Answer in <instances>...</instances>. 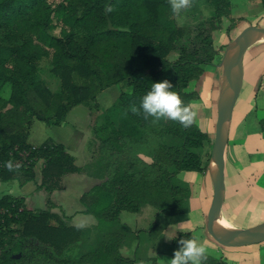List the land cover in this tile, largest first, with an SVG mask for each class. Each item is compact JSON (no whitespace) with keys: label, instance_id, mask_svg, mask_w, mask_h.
Listing matches in <instances>:
<instances>
[{"label":"trees","instance_id":"trees-1","mask_svg":"<svg viewBox=\"0 0 264 264\" xmlns=\"http://www.w3.org/2000/svg\"><path fill=\"white\" fill-rule=\"evenodd\" d=\"M201 5L210 8V16L185 34L170 0H0L1 182H33L34 166L41 160L36 188L47 193L59 189L62 176L83 169L61 143L30 144L32 122L59 126L72 108L103 89L119 85L130 90L96 130L92 166L98 167L99 183L79 199L84 214L96 221L93 230L70 226L65 216L51 212L49 200L48 209H31L22 196L3 195L0 264H134L119 253L137 239L120 223L121 212L150 206L170 218L187 213L191 191L179 175L208 172L200 151L214 138L195 118L183 127L171 119H145L142 109H133L152 83L167 79L192 111L191 102L199 95L187 88L207 67L216 66L226 47H214L212 32L230 16L229 0H190L189 8L197 13ZM234 27L227 25L225 33ZM171 52L177 53L173 61ZM43 60L60 78L57 93L51 94L38 78ZM9 160L12 170L5 167ZM190 237L195 239L178 233L166 254L172 259L178 241ZM204 264L227 263L207 255Z\"/></svg>","mask_w":264,"mask_h":264},{"label":"crops","instance_id":"crops-1","mask_svg":"<svg viewBox=\"0 0 264 264\" xmlns=\"http://www.w3.org/2000/svg\"><path fill=\"white\" fill-rule=\"evenodd\" d=\"M229 1L230 16L223 20L224 22L230 21L236 28L241 27V30L250 26L264 28V8L260 0ZM201 6L199 7V11L202 13ZM208 9L209 17L210 8L208 7ZM215 31L212 32L213 41L215 39ZM226 39L228 40L227 37ZM220 43L221 45L218 47L214 44V47L216 46V49L222 46L227 47V41L223 40ZM242 65V86L231 114L232 125H234L231 155L234 161L237 158H244L245 155L247 164L244 166L248 167H243L247 171L246 177L251 183H258L260 185L252 193H255L258 198L264 200V39L255 42L246 50ZM220 77L217 66H211L210 68L207 67L197 80L199 101L194 100L191 102L194 113L195 104L201 106V109L212 110L217 100V96L213 91V84L217 85L218 83V88H220ZM63 145L71 155L70 152L73 153V151L67 145ZM238 154L239 157L237 156ZM72 156L77 158L75 155ZM144 160L149 162L147 159ZM184 176L185 179L183 180L189 184L191 195L188 200V211L181 219L157 214V211L150 206L143 207L138 213L121 212L119 216L120 223L128 227L137 236V239L130 241L128 245H124L119 249L121 256L133 259L134 264H167V260L171 258L166 254V246L172 243L178 233H191L198 243L206 247L207 255L210 257L223 260L227 264H264V241L259 244L242 247H225L219 245L207 234L205 229V212L206 210L208 211L211 203L212 186L208 190L205 179V188L202 191L199 189L198 181L204 176L199 172H186ZM70 179H76L78 182H82L85 179L91 180L89 177L85 178V176L76 173L65 174L61 182V188L48 193L50 202L54 205L51 212L56 213L54 210L60 207L59 209L62 211L61 216H65V220L70 226L84 230H93L96 225L95 219L90 215L84 214L83 207L77 203L83 193L72 191L65 184ZM4 184L11 186L10 190L18 185L27 207L30 201L29 196L33 192H37L38 194L46 192L36 188L40 184L39 182L35 184L33 192H31L32 187L30 182L20 186L16 181H0V187ZM32 184L34 185V183ZM3 195L12 194L7 193ZM3 195L0 194V197ZM58 195L61 199L65 200H71L72 198L75 207H71V211L68 210L69 207L67 208V205L65 206L63 203L55 200ZM224 203L225 198L223 205ZM89 216L94 220L88 219ZM182 222L186 223L181 224ZM231 227L244 229L233 225ZM149 232H152L153 236Z\"/></svg>","mask_w":264,"mask_h":264},{"label":"rangeland","instance_id":"rangeland-1","mask_svg":"<svg viewBox=\"0 0 264 264\" xmlns=\"http://www.w3.org/2000/svg\"><path fill=\"white\" fill-rule=\"evenodd\" d=\"M202 13L199 11L197 13H193L192 10L188 7L179 10L176 13V23L178 27L184 30L185 34L188 33V30L191 27L198 25L202 19H204L207 15H209V9L207 6H201ZM205 16H203V15ZM232 22L226 21L222 22L219 25L218 29L214 34V44L218 47L221 45V41H227L226 46L231 44V42L244 30L240 28L234 27L231 31L230 35L225 33V29L227 25ZM232 34V38H231ZM228 38V40L226 39ZM215 46V47H216ZM216 47V48H217ZM225 51H222L220 58L216 60L217 71L219 76H223V67L224 63L222 61L225 56ZM177 58L176 52H171L168 55V59L173 61ZM215 67V66H214ZM210 68V67H208ZM220 77V82H221ZM38 78L43 86L51 93H57L61 88V82L59 76H57L51 70V65L49 64V60H43L40 63ZM219 82V81H218ZM219 82V85L221 86ZM216 83V82H215ZM197 84L196 81H193L187 88L189 92H197ZM213 91L217 96L216 103L213 105L212 110L201 109L198 104L194 105L195 110V122L197 126L205 133L208 134L209 138H214L215 131V122H216V110L218 102L222 99L224 92L222 91V87L218 88V83L213 84ZM217 91V92H216ZM128 93L130 90L123 89L119 85L110 86L108 88L103 89L95 99L83 102L82 104L72 108L63 123L59 126L46 125L43 122L34 120L29 128V137L28 142L33 146H39L44 141L48 139L53 140L56 143H62L69 147L72 152L71 155L77 156L75 159V166L82 168L83 171L80 173H76L81 176H85V178L89 177L91 180L85 179L82 182H78L76 179L67 180L66 185L72 191H77L80 193H85L88 191L93 185L99 183V180L96 179L95 174H98V167L92 166L94 159L97 157L98 151V140L96 135V130L104 123L105 118L107 116V112L112 107L116 106L119 102L122 93ZM199 101V98L196 99ZM192 107V106H191ZM193 111V109H192ZM233 131L234 125H232L231 118L227 121L225 127V139H226V147L224 153L225 160V203L221 208L220 216L225 219V223L229 224V226L233 225L238 228H248L254 226L258 223L264 221V200L258 198L255 193H252L254 189L258 188L260 185L253 184L247 179V171L244 169V166L247 164L245 155L244 158L238 159L234 161L231 150L233 147ZM213 143V142H212ZM65 147V146H64ZM211 147L208 143L204 144L203 149L200 151L202 163L206 162L210 163V153ZM239 157V154L237 155ZM142 159L148 158L144 156H140ZM211 164V163H210ZM43 165V161H38L34 166V174L35 179L31 183V192L35 189V184L40 183L41 181V168ZM213 166V165H212ZM244 166V167H243ZM243 167V168H242ZM211 171V172H210ZM185 173L183 172L179 175V177L183 180L185 179ZM198 181V187L201 191L205 188V179L208 185V190L211 189L212 186V194L213 195V173L208 167V172ZM64 176L60 178V188L61 182ZM34 183V185L32 184ZM37 187V186H36ZM59 188V189H60ZM11 186L3 185L0 187V194L11 193L12 196H22L23 194L20 191V187L14 186L12 190ZM33 189V190H32ZM82 194V195H83ZM30 201L28 203V207L31 209H48V200L50 201L48 193H40L33 192L30 196ZM212 198V196H211ZM55 200L63 203L65 206L67 205L68 210L71 211V207L74 208L73 200H65L61 199L58 195ZM75 201V198H74ZM81 206L80 202L77 201ZM56 208L54 211L61 215L62 211ZM66 208V207H65ZM67 210V211H68ZM205 212V218H206ZM88 219L94 220L92 217H88Z\"/></svg>","mask_w":264,"mask_h":264},{"label":"water","instance_id":"water-1","mask_svg":"<svg viewBox=\"0 0 264 264\" xmlns=\"http://www.w3.org/2000/svg\"><path fill=\"white\" fill-rule=\"evenodd\" d=\"M261 39H264V28L246 27L226 47L225 56L221 64L222 66L224 62L226 63V69L231 75V83L228 90L224 92L222 99L218 102L216 110L214 139L210 153V163L214 166L213 195L206 215L205 229L214 241L225 247H242L259 244L264 241V221L244 229H237L228 225L219 226L216 221L225 198V126L231 118L233 107L241 90L244 53L250 46Z\"/></svg>","mask_w":264,"mask_h":264},{"label":"clouds","instance_id":"clouds-1","mask_svg":"<svg viewBox=\"0 0 264 264\" xmlns=\"http://www.w3.org/2000/svg\"><path fill=\"white\" fill-rule=\"evenodd\" d=\"M190 0H170L173 14L188 7ZM111 11V8L108 9ZM142 109L145 119L152 117L154 122L160 119H171L179 122L183 127H189L193 123L195 113L185 104L180 96L174 91L173 85L167 79L152 83L151 89L141 97L139 108ZM5 167L12 170L14 164L11 160L5 163ZM15 167H19L16 164ZM186 223L182 222L181 224ZM180 245L174 250L173 258L167 260V264H204L207 259V249L203 244L193 238H182Z\"/></svg>","mask_w":264,"mask_h":264},{"label":"bare ground","instance_id":"bare-ground-1","mask_svg":"<svg viewBox=\"0 0 264 264\" xmlns=\"http://www.w3.org/2000/svg\"><path fill=\"white\" fill-rule=\"evenodd\" d=\"M223 71L224 72H223V76L221 77V82H220L221 86L220 87H222V91L225 92V91L228 90L229 85L231 83V75L229 74V72L226 69V63H224ZM212 165L213 164L211 163L210 164V168H211L212 173H213L214 166H212ZM216 221H217V224L219 226H227V225L229 226V224H226L225 221H224V219L220 215L216 217Z\"/></svg>","mask_w":264,"mask_h":264}]
</instances>
